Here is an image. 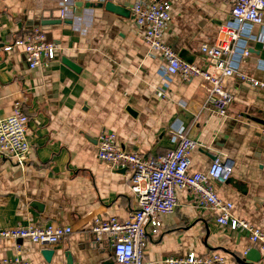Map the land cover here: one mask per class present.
Returning <instances> with one entry per match:
<instances>
[{
	"label": "crops",
	"instance_id": "0c3cea01",
	"mask_svg": "<svg viewBox=\"0 0 264 264\" xmlns=\"http://www.w3.org/2000/svg\"><path fill=\"white\" fill-rule=\"evenodd\" d=\"M136 1L0 0V120L21 103L30 117L32 146L24 169L0 155V229L58 223L74 231L53 247L4 240L0 264L17 257L30 264L115 263L108 242H98L92 232L94 220L128 219L137 198L130 173L97 157L104 131L114 132L122 149L157 159L173 150L175 134L184 132L200 145L192 153L191 172L206 173L217 154L227 155L235 163L231 182L212 185L234 204L235 217L264 230V136L259 130L264 89L231 78L228 89L235 100L228 116L212 117L201 79L164 76L166 62L149 50L132 18ZM167 1L172 22L165 42L207 69L202 47L217 43L219 26L231 19L230 1ZM37 28L59 52L48 68L31 70L24 53L5 47ZM247 33L237 65L264 83V28L250 26ZM177 194L176 211L163 215L159 235L147 239L146 258L165 264L169 258L213 251L222 253L226 264H245L244 253L256 249L249 235L218 225L191 191ZM46 250L52 251L48 258ZM260 253L258 264H264Z\"/></svg>",
	"mask_w": 264,
	"mask_h": 264
},
{
	"label": "built area",
	"instance_id": "2783aa9c",
	"mask_svg": "<svg viewBox=\"0 0 264 264\" xmlns=\"http://www.w3.org/2000/svg\"><path fill=\"white\" fill-rule=\"evenodd\" d=\"M229 1L231 19L219 26L217 43L202 47L208 58L207 69L182 59L165 42L164 35L172 22L171 5L167 0H137L131 11L149 50L159 54L166 62L164 76L168 79L180 76L185 81L201 79L207 85V103L214 109L211 116L219 118L228 116L235 100L228 89L231 78L237 77L242 82L264 89V83L243 73L236 61L241 41L248 34L247 28H264V0ZM5 51L24 53L29 69L33 70L48 68L56 60L59 47L55 42L48 41L45 33L37 28L7 45ZM241 54L248 57L250 52L243 49ZM29 124L30 117L24 113L21 103L15 105L10 116L0 120V155L21 169L27 166L32 154L28 140ZM259 130L264 136V123ZM175 140L176 147L157 159L122 149L114 132L104 131L99 136L98 159L130 173L131 189L137 198V207L128 219L121 221L113 217L104 220L99 217L94 220L92 232L98 242H108L113 250L114 264H153L146 258L147 239L159 235L163 215L176 211L178 190L191 191L197 203L215 216L218 225L229 227L234 232H246L251 246L264 253V230L235 217L234 204L220 198L212 185V181L222 185L228 183L233 174L234 160L219 153L208 172H191V156L200 145L184 132L176 133ZM73 232L71 226L58 223L17 226L0 229V242L29 241L42 247H53ZM226 263L227 258L222 253L213 251L165 260V264ZM1 264L30 263L17 257L5 259Z\"/></svg>",
	"mask_w": 264,
	"mask_h": 264
},
{
	"label": "water",
	"instance_id": "95a60500",
	"mask_svg": "<svg viewBox=\"0 0 264 264\" xmlns=\"http://www.w3.org/2000/svg\"><path fill=\"white\" fill-rule=\"evenodd\" d=\"M78 7H81V6H78ZM60 22L61 21H44L43 25H52V24H56V23H60ZM180 57L182 59L186 60L187 62L192 63V60L186 58L183 53H181ZM63 63L66 66L78 71L77 65H75V63L73 61H71L70 59L63 58ZM230 182H231V179L228 181V183H230ZM45 255L47 256L46 258L50 257L52 255V251L46 250L45 251ZM260 261H261V253H260V251L257 250V249H251L245 255V261H242V262H244L245 264H258ZM112 262H114V260H112Z\"/></svg>",
	"mask_w": 264,
	"mask_h": 264
}]
</instances>
